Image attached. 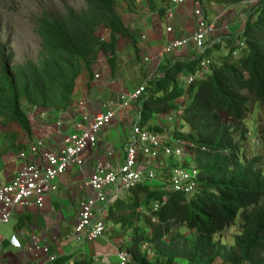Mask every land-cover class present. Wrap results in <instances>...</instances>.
I'll use <instances>...</instances> for the list:
<instances>
[{"label":"trees","instance_id":"trees-1","mask_svg":"<svg viewBox=\"0 0 264 264\" xmlns=\"http://www.w3.org/2000/svg\"><path fill=\"white\" fill-rule=\"evenodd\" d=\"M143 1L147 10L159 17L169 2ZM213 1L224 7L241 3ZM84 3V9L63 6L60 13L42 12L36 19L35 32L41 41L37 63L13 65L10 47L0 45V121L4 126L15 124L30 133L22 104L31 109L67 111L81 74L85 72L88 80H93L92 68L100 53L115 74L117 42L126 39L134 44V32L117 13L116 0ZM247 14L238 36L245 46L239 49L238 59L233 60L234 47L227 41L229 54L212 62L209 74L187 90L179 86L177 78L192 73L199 59L158 66L136 103V124L148 130H158L147 126L152 119L177 113L189 132L177 134L175 129L171 135L190 146L191 165L186 167L198 171V180L196 192L189 197L165 192L159 185H139L109 206L107 219L113 227L123 235L131 232L125 247L130 255L128 264H264V175L256 168L258 159L246 161L241 153L248 105L264 109V0ZM105 31L107 40L101 37ZM219 45L209 47L205 55L218 53ZM185 96L189 103L180 107ZM154 203L158 210L150 213ZM140 208L156 217L157 223L152 224L149 216L140 221ZM237 217L241 232L233 245L215 241L216 235L235 225ZM182 228L194 238L181 234ZM70 260L72 264H93L92 258L81 254L59 258L53 264Z\"/></svg>","mask_w":264,"mask_h":264},{"label":"built area","instance_id":"built-area-1","mask_svg":"<svg viewBox=\"0 0 264 264\" xmlns=\"http://www.w3.org/2000/svg\"><path fill=\"white\" fill-rule=\"evenodd\" d=\"M259 1L253 0V3L256 5ZM188 4L192 7L191 17L194 22L191 34L187 37L169 39L158 55L159 60H163L189 46L192 47L194 51L192 60H199L192 73L187 75L182 73L178 76V84L184 90L209 74L211 61L205 53L208 46L221 44L220 37L216 35L215 21L207 18L198 0H169L166 7L164 33L169 36L174 34L171 21H173L175 11ZM223 13L221 12L218 18H221ZM223 28L229 34L228 28L225 26ZM208 39H213L211 45H207ZM243 47L244 45L240 44L239 49ZM148 61V57L144 58V62ZM94 78L98 79L99 75L95 74ZM145 89L146 82L132 91L121 93L120 108L129 109L143 96ZM81 109L83 112L80 122L75 125L79 130L62 137V148L58 153L47 148L44 141L36 140L18 153L20 160L28 161L23 165L19 174L8 183L0 179V226L10 221L16 208L31 205L39 209L43 208L46 197L58 191L59 178L69 170H82L81 154L86 149L96 146L101 131L116 118L113 104L109 102L101 103L98 114L93 118L89 116L85 107ZM164 118L166 124L175 123L170 115ZM130 131L131 143L124 151L123 161L115 165L116 168L97 164L87 181L92 194L78 203V215L74 225L77 240L86 239L91 242L103 236L109 206L117 199H122L137 186H149L148 182L157 178L156 169H165V165L161 166L165 158L182 159V161L179 165L168 169L167 175L163 174L166 183L160 180L159 186H162L166 192L180 193L185 196L192 195L196 190L198 171L193 167L188 169L186 167L188 163L184 158L192 156L189 145L174 139L171 134H159L136 123L130 126ZM106 156L108 159L113 158V150L110 147L106 148ZM34 158L39 159L38 164L29 162ZM157 209L158 206L154 205L153 210ZM10 243L14 248H21L14 236L10 239ZM1 246L0 238V248ZM26 250L29 253L39 252L46 255L50 263L56 260L54 256H48L49 249L46 246L39 247L32 243ZM127 260V254L120 252L118 261L112 264H126Z\"/></svg>","mask_w":264,"mask_h":264},{"label":"crops","instance_id":"crops-1","mask_svg":"<svg viewBox=\"0 0 264 264\" xmlns=\"http://www.w3.org/2000/svg\"><path fill=\"white\" fill-rule=\"evenodd\" d=\"M240 1L241 3L239 5H243V1ZM221 7L223 8V6ZM187 8H191L192 10L191 5L188 4L175 11L172 21L174 33L176 29L175 37L164 33L163 24L165 23V17H159L156 13L152 14L156 15L160 25H157L155 21L150 23L149 17L146 18V22H144V19L139 22L138 20H132L129 25L125 24L131 30H140V27H142L143 31L141 32L148 33V36H151L150 40L156 39L154 46L150 48L152 54L147 56L149 62L154 60L157 63L156 60H159L158 55L160 50L169 39L187 37L183 36L186 33L184 31H188L191 34L194 22L191 17V11H188ZM239 11H241V14H238ZM243 11L245 9L240 7L239 10H234L233 14L230 15L232 11L228 9V12L222 14V18H218L220 13L212 17L210 20L215 21L218 32L216 33L217 37L220 34L219 30L223 28L225 22L235 23L238 17L244 18ZM126 12L128 14L130 13V11ZM133 16L134 18L137 17L135 15ZM151 17L153 18L154 16L151 15ZM177 30L184 33L179 34ZM240 33V31L239 33H231L229 36H225V38L232 41ZM212 40L208 39L207 44L211 45ZM160 41L161 44H159ZM141 48H146L147 50H144L150 51L146 46L141 45ZM193 56L194 51L189 46L174 55L166 57L165 60L161 61V64L159 60L156 68L172 61L188 62ZM99 62L100 57L98 55V61L94 64L93 71L94 69L96 70L97 66L100 67ZM82 78L80 77L76 84L74 99L67 111L58 112L55 110L34 108L32 109V116L42 123L35 126L31 123L32 119L28 117L31 129L29 134L21 131L20 134H22L16 141L10 139V143H7L8 145L0 144V179L8 183L19 174L23 165L28 162L20 160L18 153L36 140L44 141L46 147L55 153L60 151L62 148V137L79 130L76 129L75 125L80 122L83 112L82 107H85L89 116L92 118L98 114L99 106L103 102L113 104V108L116 111L115 120L101 131L96 146L86 149L81 154L83 160L82 170H69L65 175L61 176L57 182L58 191L46 197L43 208L39 209L35 205H31L29 207L16 208L13 211L10 218L12 231L9 234L0 232V238L2 240L0 264H53L42 253H29L26 249L32 243H35L39 247H48V256H54L56 259L74 257L81 254L90 259L97 257L102 260L105 257L106 262L104 264L116 260L121 240H123V234L116 231L114 233L115 236L110 237L104 235L94 242H88L86 239L77 240L74 233V225L78 215V203L92 194L91 189L87 186V181L97 164L110 165L116 168L115 165L123 161L124 151L131 143V136L129 134L130 126L138 120V109H132L130 107L129 109L123 110L120 108L119 96L121 93L112 89L115 86L114 82L108 83L106 81L100 82L99 80H95L88 83V81H83L84 84L82 85L80 82ZM134 88H128L126 92L132 91ZM174 120L179 121L178 115H176ZM182 124L180 122V127H182ZM149 125L152 129H154L153 127H157L159 131L155 129L154 131L161 132V134L170 135L173 132L172 128H169L170 125L166 124L162 116L152 119L147 126ZM174 129L177 128L174 126ZM108 147L113 150V158L110 159L106 156V148ZM29 162L38 164L39 159L34 158L29 160ZM165 172L163 171V173ZM163 173L158 174V179L163 180ZM13 236L18 240L21 248H14L11 245L10 239Z\"/></svg>","mask_w":264,"mask_h":264},{"label":"rangeland","instance_id":"rangeland-1","mask_svg":"<svg viewBox=\"0 0 264 264\" xmlns=\"http://www.w3.org/2000/svg\"><path fill=\"white\" fill-rule=\"evenodd\" d=\"M198 1L205 9V13L209 19L215 17L221 12H228V9L232 11L230 12V15L233 14L234 10H239L240 7L245 9V11H243L244 18L238 17V20L235 23L225 22L224 26L228 28V32L230 34L235 32L239 33V31H242L244 21L248 15L247 10L255 6L253 0H242L243 5L238 4V6L234 5V7L233 5L228 6L226 10H224L221 7L222 5L215 4L213 0ZM63 6H69L76 10H81L85 8V3L84 0H0V45L7 44L10 47V50L14 54L13 65H18L26 61H32L34 63H37L39 61V53L41 52V41L39 36L35 32V28L37 26L36 19L40 17L42 12L60 13L63 11ZM187 9L188 11H191V8ZM116 11L122 17V20L126 25H129L132 20H138L139 22L140 20L144 19V22H146L147 17H149L150 23L155 21L157 25H160V22L157 19L156 15L152 14L147 10V6L143 0H116ZM126 11H130V13L128 14ZM238 14H241V11H239ZM133 15L137 17L134 18ZM151 15L154 17L152 18ZM165 25L166 23L163 24V28L165 27ZM132 31L134 32V44H132L126 39H119L117 42L118 47L115 56V74H111L106 56L100 53V67L97 66L96 70L94 69V71L92 72V81L99 80L100 82H114L115 86H113L112 89L116 90L119 93H124L128 90V88L137 87L144 82H146L147 85V82L151 79V77L157 73L156 65L159 60H156L157 63L154 60L151 62H144V58L152 54L150 48L154 46V42L156 41V39L150 40L151 36H148V33L145 34L141 32L143 31L142 27H140V30L136 29ZM177 32H179V34H183L184 32H186L183 34V36H188V34H190V32L188 31H184L181 33L177 30ZM219 33L220 34H218V37H223V39L221 40V45H219L220 51L218 53L212 51L211 55H208L211 62H216L218 60V57H225L230 52V49L226 48L225 45L227 41H230L225 38V36H229V34H227L224 28L222 30L220 29ZM175 36L176 29L172 37ZM101 37L103 40H107L108 33L106 31L105 33L102 32ZM231 42L232 46L234 47L233 52H235L237 56L239 54V45L242 42V39L236 37V39H233ZM159 44H161V41ZM141 45L148 47L150 51H146V48H144L146 50L142 49ZM209 47L210 46H208V48ZM236 56H232L233 60L238 59ZM163 60H165V58ZM95 74L100 75V77L98 79H95ZM80 77H83L80 81L82 85L85 81H88V83L92 82L91 80H88V77L85 72H83ZM179 103L180 107H184L186 104H188V96L183 97V99L180 100ZM22 107L23 110H25L26 112V116L32 119L31 123L33 125L37 126L42 123L32 116L31 108H27L24 104H22ZM131 108L136 109L137 106L132 105ZM247 108L249 112L246 120L242 123L243 130L245 131V136L243 139L244 142L242 143L241 153L246 161L258 159L256 168H258L264 175V109L261 108L258 104L248 105ZM176 114L177 113H170L169 115L174 120L176 118ZM167 125H170L169 128H172V131L175 130V126L177 128V134H188L189 132L188 127L184 123L182 124V127H180V121L178 120L175 122V124L170 123ZM20 132L21 130L15 124H9L4 126L0 121V144L3 143L2 145H8L7 143H10V139L16 141V139H18L22 134H20ZM129 134L131 135V131H129ZM5 137L7 139L4 141ZM184 158L187 161L188 165H191L190 158ZM181 161L182 159L174 160L165 158L161 163L162 167L165 165V169L159 168L156 169L155 172L157 174H160L163 172V170L168 171V169L172 168V166L179 165ZM164 175H167V173H165ZM163 180L166 183L165 177H163ZM160 184L161 181L157 178L153 181L148 182L150 188H156L155 186ZM139 211L142 212L140 221H146L145 218L148 217L147 210L144 209L143 212L142 208L139 209ZM11 231V221L8 225L1 226L0 228V232L4 234H9ZM115 232L116 230L113 227V222L108 220L106 222V235L112 237L115 236ZM179 232L183 234L186 238H194V234L185 228L180 229ZM240 232L241 223L239 218L237 217L235 225L225 230L221 234L216 235L214 237V240L218 241L221 245L231 246L233 245L234 237L236 235H239ZM130 238V231L124 233L123 243L125 244V247L129 245ZM59 264L65 263L63 262ZM68 264H72V262L68 261ZM175 264L186 263L182 261H176Z\"/></svg>","mask_w":264,"mask_h":264},{"label":"clouds","instance_id":"clouds-1","mask_svg":"<svg viewBox=\"0 0 264 264\" xmlns=\"http://www.w3.org/2000/svg\"><path fill=\"white\" fill-rule=\"evenodd\" d=\"M168 5V4H167ZM167 5L164 7V9H165V13L164 14H166V7H167ZM202 6V5H201ZM203 8V7H202ZM226 8L227 7H224L223 6V9L224 10H226ZM203 10H204V13H205V9L203 8ZM205 15H206V13H205ZM207 16V15H206ZM165 17V15H163V18ZM208 18V17H207ZM209 19V18H208ZM210 20V19H209ZM165 28V27H164ZM230 34V33H229ZM220 39L222 40V38L220 37ZM240 44H243L244 45V42L242 41ZM207 45H209V44H207ZM211 47V46H210ZM239 47H240V45H239ZM245 47V46H244ZM243 47V48H244ZM242 48V49H243ZM208 49V48H207ZM175 54V53H174ZM174 54H172V55H174ZM239 54H240V52H239ZM239 54L236 56L237 58H238V56H239ZM171 56V55H170ZM168 57V56H167ZM209 57V56H208ZM166 58V57H165ZM210 59V58H209ZM193 60H197V59H193ZM161 61H163V60H160V62L159 63H161ZM190 61H192V59L190 60ZM211 61V60H210ZM212 63V62H211ZM197 65V64H196ZM172 113H174V112H172ZM177 115V114H176ZM168 116V115H167ZM162 117H166V116H162ZM165 119V118H164ZM176 122V121H175ZM175 124V123H174ZM164 171V170H163ZM165 173H167V171L165 172ZM164 174V173H163ZM157 176H158V174H157ZM157 179H158V177H157ZM160 180V179H159ZM197 180H198V178H197ZM196 189H197V182H196ZM166 192V191H165ZM195 192H196V190H195ZM194 192V193H195ZM193 193V194H194ZM192 194V195H193ZM192 195H190V196H192ZM185 197H189V196H185ZM154 205H157L156 203H154L152 206H151V208H150V213L151 212H156V211H154L153 210V206ZM158 206V205H157ZM159 207V206H158ZM140 209H142V208H140ZM107 212H108V209H107ZM107 212H106V217H107ZM141 212V211H140ZM143 212H144V209H143ZM142 213V212H141ZM150 213H148V216H149V218H150V222L152 223V224H155V223H157V219H156V217H153ZM106 222L108 221L107 219L105 220ZM106 222H105V226H106ZM236 222V221H235ZM136 224H137V222H136ZM138 225H141V223L140 222H138ZM115 229V228H114ZM116 230V229H115ZM147 230V229H146ZM117 231V230H116ZM148 231V230H147ZM118 232V231H117ZM104 235H106V229H105V234ZM103 235V236H104ZM103 236H101V237H103ZM237 236V235H236ZM100 237V238H101ZM123 237H124V235H123ZM99 239V238H98ZM98 239H96V240H98ZM96 240H94V241H96ZM94 241H91V242H94ZM124 242V240H121V245H120V247H119V250H118V252H117V257H116V260L114 261V262H109L108 264H112V263H115V262H117L118 261V255L120 254V252H124V253H126L127 254V257H128V260H127V262H126V264H128L129 263V261H130V255H129V253L125 250V244L123 243ZM143 248H146L147 249V246H144ZM147 251L148 252H151V250H149V249H147ZM106 258L104 257L102 260H100V259H98L97 257H93L92 258V262H93V264H98V263H105L106 262V260H105ZM57 260V259H56ZM70 261H72V260H70ZM55 262V261H54ZM54 262H52V263H54ZM65 264H68V261H65L64 262Z\"/></svg>","mask_w":264,"mask_h":264}]
</instances>
